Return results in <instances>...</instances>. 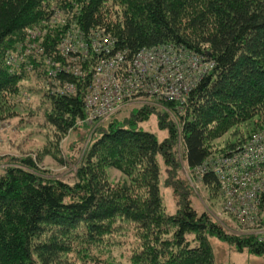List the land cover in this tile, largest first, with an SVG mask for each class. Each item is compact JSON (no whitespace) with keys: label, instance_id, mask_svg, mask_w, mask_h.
Returning <instances> with one entry per match:
<instances>
[{"label":"trees","instance_id":"1","mask_svg":"<svg viewBox=\"0 0 264 264\" xmlns=\"http://www.w3.org/2000/svg\"><path fill=\"white\" fill-rule=\"evenodd\" d=\"M59 12L65 20L61 26ZM39 23L44 35L33 41L30 33H36ZM72 25L78 34H108L117 50L131 55L143 47L171 43L212 62L179 116L189 169L207 161L213 154L211 141L231 126L261 110L264 118V0H0V101L33 71L44 74L48 87L74 82L73 94L48 95L47 120L61 135L83 117L85 91L98 57L71 60L81 69L80 77L60 66L64 60L58 47L68 38L74 40ZM17 48L20 54L13 56ZM13 57H18L17 66H12ZM159 125L169 133L162 142L152 132L109 122L90 147L80 182L71 186L44 176L29 156L8 167L0 177V264H71V252L90 259L89 249L114 231L117 218L138 228L141 249L136 260L144 264H215L208 235L238 250L264 253V241L227 234L205 212L198 214L184 196L176 213L165 212L157 156L175 163L171 148L177 132L164 120ZM240 145L231 144V150ZM105 164L130 175L133 183L141 182V191L126 182L111 184ZM201 181L219 190L212 170L206 168ZM258 200L262 210L264 188Z\"/></svg>","mask_w":264,"mask_h":264},{"label":"rangeland","instance_id":"2","mask_svg":"<svg viewBox=\"0 0 264 264\" xmlns=\"http://www.w3.org/2000/svg\"><path fill=\"white\" fill-rule=\"evenodd\" d=\"M56 17H58V26H61V23L65 21L61 12ZM40 24H38L39 27L37 25L34 27L33 32L36 33H30L33 35V41L44 35ZM71 28L74 29L72 30L74 33L76 31V35L80 31L74 25ZM93 31L95 32L96 29ZM81 32L80 37L86 39L85 32ZM80 40L82 39L78 38V41ZM64 42L58 47L64 60L60 62V66L69 65L72 68L73 53L68 48H64ZM18 49L12 53L13 56L20 54ZM81 53H85L83 47ZM13 58L12 66H17L18 57ZM203 66L205 67L204 64ZM43 75L38 71L31 72L18 82L16 92L6 95L0 101V177L8 167L18 165L19 158L29 156L36 162L39 172L42 171L47 178L59 179L70 186L74 185L81 179V171L87 162L92 143L109 122L116 121L125 127L152 132L158 142H162L169 137L168 130L159 125V121L164 120L166 124L174 125L177 132L171 148L172 159L175 163L169 165L165 163L161 154L157 156L160 168L159 186L165 212L176 213L182 205V199L186 197L198 214L205 212L213 221L224 227L227 234L254 235L258 240L264 241V208L261 210L258 203H253L250 205L253 209L243 211V208L227 205L226 200L230 198V195L225 196L226 194L221 192L223 189L220 187L219 177H217L219 190L215 192L202 184L198 170L188 168L184 159L181 124L179 123V116L182 115L185 105H167L165 102L151 100L137 101L123 107L108 120L102 122L98 128L85 122L86 112L83 111V117L75 123L74 127L61 135L47 120L50 112L48 95H69L74 92H59L57 87H48L49 80ZM72 76L78 77V74H72ZM65 85L64 82L61 86L65 87ZM141 113H146L145 118L141 119ZM261 115L262 110L260 115L231 126L211 141L213 154L207 158V162H211L208 170H212L216 175V169L220 168L221 172L228 177L229 168L226 165L232 166L233 163H229L231 159L226 157L228 153L234 151L231 150L230 145L242 142V145L238 147H242L243 151L252 143L251 138H253V143L255 140H264V118L260 117ZM250 150H253L254 159L263 158L264 142L253 145ZM248 153L252 152L248 151ZM263 165L264 163L261 164L262 168ZM256 169L257 167L253 168V170ZM103 171L111 184L118 185L126 182L140 191L142 189L141 182L140 184L133 183L130 175L123 173L116 166L105 164ZM256 174L251 180H253V187L256 188L259 184L258 195L264 188V171L259 169ZM176 184L180 186L175 191ZM182 196L184 197L181 199ZM114 223V231L106 235L98 246L89 249L90 259L71 252L67 255L71 264H144L145 261L140 263L136 260L137 253L141 249L136 225L118 218ZM188 238L191 239L192 236L189 235ZM208 241L212 247L215 264H264V253L256 254L246 248L238 250L234 244L214 235H208Z\"/></svg>","mask_w":264,"mask_h":264},{"label":"built area","instance_id":"3","mask_svg":"<svg viewBox=\"0 0 264 264\" xmlns=\"http://www.w3.org/2000/svg\"><path fill=\"white\" fill-rule=\"evenodd\" d=\"M74 36V40L68 38L64 42V48L73 53V60L87 58L97 54L92 67L90 83L87 86L84 97L85 122L97 127L108 120L123 107L137 101L151 100L185 105L191 89L202 75L212 67V62L183 46L171 43H162L150 47H143L134 54H128L126 50H117L115 40L108 34L96 33L86 39ZM78 38L82 39L78 41ZM85 53H81V48ZM80 53V54H79ZM103 54V55H102ZM205 65V67L203 66ZM73 65L63 66L66 71L81 76L80 68ZM65 87H59V92H75L74 82H65ZM258 139V138H255ZM252 142L242 151V147L228 153L226 158L232 162V166L226 165L229 170L226 177L220 168L216 175L219 177L222 193L230 195L226 200L227 205L237 206L251 210L253 203H258L259 184L253 187V175L258 170H263L261 164L264 157L259 160L253 158V145L261 144L264 140ZM240 149V150H239ZM248 151L252 153H248ZM211 162H205L196 167L202 177ZM257 167L256 170L253 168ZM237 195L236 197H234ZM258 201V202H256ZM245 205V207H243Z\"/></svg>","mask_w":264,"mask_h":264},{"label":"bare ground","instance_id":"4","mask_svg":"<svg viewBox=\"0 0 264 264\" xmlns=\"http://www.w3.org/2000/svg\"><path fill=\"white\" fill-rule=\"evenodd\" d=\"M226 196V195H225Z\"/></svg>","mask_w":264,"mask_h":264}]
</instances>
